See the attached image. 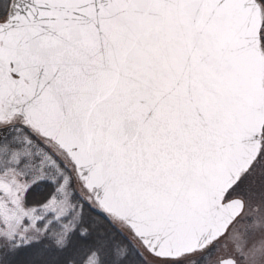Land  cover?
Here are the masks:
<instances>
[{
    "label": "snow or ice",
    "instance_id": "snow-or-ice-1",
    "mask_svg": "<svg viewBox=\"0 0 264 264\" xmlns=\"http://www.w3.org/2000/svg\"><path fill=\"white\" fill-rule=\"evenodd\" d=\"M0 264H264V0H0Z\"/></svg>",
    "mask_w": 264,
    "mask_h": 264
}]
</instances>
